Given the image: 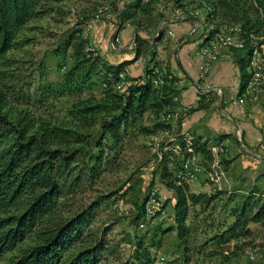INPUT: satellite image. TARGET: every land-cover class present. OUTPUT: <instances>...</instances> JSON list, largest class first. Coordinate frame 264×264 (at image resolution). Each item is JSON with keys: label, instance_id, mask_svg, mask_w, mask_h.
<instances>
[{"label": "trees", "instance_id": "trees-1", "mask_svg": "<svg viewBox=\"0 0 264 264\" xmlns=\"http://www.w3.org/2000/svg\"><path fill=\"white\" fill-rule=\"evenodd\" d=\"M61 1L0 0V261L6 254L20 251L19 256L9 264H109L115 258L120 259L118 247L122 243L113 241L115 244H112L107 231L94 234L91 230L95 203L66 217L61 211L67 208L78 191L93 187L109 166L117 162L125 140L136 138L138 132L152 133L149 128L138 126L146 113L152 111L160 117L168 108H174V99L178 97L171 86L173 77L168 80L171 76L165 74L158 78L159 85L155 86L158 74H154V68L157 65H147L143 75H127L124 78L128 84L125 83L127 86L124 95L120 96L122 98L117 99L118 115L97 122L89 118L95 108L81 102L77 110L69 111L73 119L56 117L55 103L67 92L46 81L43 66L37 68L38 78L33 81L21 77L20 73H15V68L10 67L13 62L8 59V54L19 44L27 25L44 15L47 3ZM174 3L180 10L192 6L198 10V16L203 10L208 30L201 46L223 41L224 31L240 25L239 39L244 44L241 48L232 47L240 50L239 56H235V63L241 70L243 93L253 75L250 71L252 56L264 45V0H174ZM146 8L142 0H126L120 13L122 23L147 12ZM231 29L235 30L230 28L229 31ZM161 36L162 32L155 42H159ZM135 43L137 48L133 59L110 63L98 56L93 57L85 77L89 79L99 67V78L104 85L119 84L123 80L121 75H125L126 69L138 61L148 42L137 35ZM70 46V43L67 44V48ZM83 46L80 45L76 52L78 59ZM89 54L93 55L90 51ZM91 58L85 62H90ZM80 68H74L68 76L75 77ZM14 104L27 108H15ZM31 109H35L36 113ZM187 111L192 112L193 109ZM78 117L83 119L79 124ZM162 118L166 119L165 115ZM183 119L184 116H178L177 124L180 125ZM172 127V124L160 121L154 128L166 132ZM179 136V140H183ZM199 140L194 139L195 144L193 141L194 153H207V142L202 144ZM173 144L169 142L168 145ZM169 147L166 152L161 150V180L175 197L173 230H176L178 240L187 253L190 206L204 202L209 204L212 198L190 193L189 184L183 181L187 175L185 179V175L183 179L178 176L183 168L169 166L173 155ZM241 201L235 222L217 236L222 245L248 238L251 235L248 225L264 222V193L253 188L242 196ZM166 207L167 204L163 205L161 212ZM144 217L143 208L137 219L139 221ZM124 238L133 250L121 264H156L146 236L127 234ZM29 240H32L29 247L21 250ZM116 261L120 264L119 260Z\"/></svg>", "mask_w": 264, "mask_h": 264}, {"label": "rangeland", "instance_id": "rangeland-1", "mask_svg": "<svg viewBox=\"0 0 264 264\" xmlns=\"http://www.w3.org/2000/svg\"><path fill=\"white\" fill-rule=\"evenodd\" d=\"M125 1L63 0L58 3L48 2L44 8V15L27 25L18 41L19 44L8 54V59L13 62L10 67L15 68V73H20L21 77H25L31 82L35 77L38 78L37 68L43 66L46 81L54 85L56 89L67 92L64 98L55 103L54 114L56 117L73 119L69 111L77 110L78 104L80 105L81 102L95 108L94 113L89 118L92 117L97 122L119 114V107L116 104L118 103L117 99L122 98L120 96L124 95L127 85L119 83L117 85L110 84L107 87L99 78L101 77V74H99L101 68L95 69L89 79L85 77L86 70L90 68L93 57L96 56L104 62L116 63L122 58V54H135L137 48L135 43L136 34L149 38L145 40L148 45L144 46V52L136 65L146 68L147 65L153 66L156 64L157 67H160L159 70H164L166 74H169L167 73L169 72L168 65L160 58H156L158 52L151 48L149 40L155 43V39L160 36L161 32L162 34L166 33L165 18H168L171 14L177 15L176 10L179 8L173 0H161L160 3V0H142V4L147 7V12H141L135 19L122 23L120 13L122 12L121 8L123 10ZM127 1L133 2L135 0ZM163 5H165L166 10L168 9L167 15L162 13ZM184 10H181V12ZM185 11L193 20L190 32L196 38H204L208 30L205 26L204 12L200 13L199 17L196 14L198 10H194L192 7ZM239 26H232L229 29ZM194 30L196 31L193 32ZM122 32H124V38ZM167 33L170 38L177 40L175 32L169 31ZM170 33L174 36H171ZM226 35L224 32L223 37L225 38H220L243 43L239 37L234 38L233 34ZM191 38V36L183 37L177 42L178 44H186L190 42ZM69 43L71 46L67 48ZM82 44H84V49L78 59L76 52L79 51V46ZM167 44L168 41L161 44V47L165 49ZM155 50L159 49L156 48ZM221 50L222 55L225 53L232 54L233 61L226 60V62L234 68L232 65L235 64V56L239 54L240 50H235L230 46L225 48L224 45ZM89 51L93 55L89 54ZM89 58H91V61L85 62ZM220 60L225 59L221 57L217 62ZM82 64L83 67H81ZM78 66L81 68L75 72V77L68 76ZM18 68L22 69L17 70ZM127 71L129 72L128 68L126 74L121 75V79L122 76L125 78L129 74ZM33 72H35V75L32 77ZM209 74L199 83H205ZM170 76L168 80L172 78V75ZM203 92L206 93L205 95L218 94V90L213 86H203ZM177 99L178 101L174 99V108H168L170 113L166 112L168 114L165 115V118L169 119L167 124L173 126L172 130L164 132L154 128L158 122H165L163 118L161 119L163 113L160 114V117L152 111L146 113L138 126L149 128L152 133L145 134L136 131V133L138 132L136 138L125 140L117 162L109 166L107 172L101 176L93 187H84L78 191L70 199L67 208L61 211L63 216L66 217L69 214L88 208L93 203L96 204L91 226L92 232L97 234L107 231L108 240L112 244L122 243L118 247L120 259L115 258L109 264H117L116 260H119L121 264L131 254L133 247L127 244L124 238L127 234L133 237L136 235L146 236V241L151 246L156 264H264V222L250 223L248 228L251 235L242 239V241L235 239L227 245H222L217 240V236L221 235L235 222L244 194L235 195V197H233L234 194H222L216 190L220 186L212 182L210 177L209 180L217 188H211L210 193L201 194L211 197L210 203L204 202L190 206V214L187 219V226L190 229L189 251L187 253L178 240V234L175 229L173 230V226H175V197L172 191L162 182V169L159 166L160 155L163 159V153L160 154V145L163 143L162 150L166 152L169 142H176L170 138L172 137L170 134H173L174 131L176 133L177 126L175 125H177V122L175 125L174 123L177 117L182 116L181 114L185 111V109L182 110L180 105L179 95ZM14 107L27 108L18 104H14ZM31 110L36 113L35 109ZM172 114L174 115L173 119H171ZM78 118L77 123L79 124L83 119ZM94 129L97 131L98 127H94ZM166 138L168 139L163 141ZM240 142L244 148L242 140ZM169 148L174 149L172 146ZM227 153L228 150L220 156H225ZM196 155L189 164L183 161L182 158H176L175 163H169L170 168L172 165L175 168L178 166L183 168V171L178 174L181 179H183L186 172H191L196 176L195 180L189 182L183 180L187 184L200 181ZM211 164L212 162L210 165H205L202 168V173H208ZM220 182H222V179ZM189 191L191 194H200L192 192V189H189ZM153 202L155 204L159 203L161 206L167 204V207L163 212L160 211L153 216L151 215V209L156 208ZM143 208L146 217L138 221L137 218L143 212ZM31 241L25 242L21 250L28 248ZM19 254V250L6 254L0 264H9Z\"/></svg>", "mask_w": 264, "mask_h": 264}, {"label": "crops", "instance_id": "crops-1", "mask_svg": "<svg viewBox=\"0 0 264 264\" xmlns=\"http://www.w3.org/2000/svg\"><path fill=\"white\" fill-rule=\"evenodd\" d=\"M163 6L165 7V5ZM191 7L188 6L185 10ZM185 10L181 12L180 9H177L176 11L180 14H171L168 18H165L166 33L162 34L159 42L153 43L152 40H149V42H151V48L158 52L156 58H160L169 67L167 73L172 75L174 79L172 89H174L175 94L180 96L179 101L182 110L193 109L192 112L186 110L181 114L186 122L185 131L177 132V138H172L176 141L172 147L177 146L179 135L182 136L183 134L192 135L195 141L200 139L199 141L202 144L207 142V153L198 152L196 156H203V160L207 159L205 164L202 163V168L212 162L210 170L208 173H202L199 182L190 183L189 189H192L194 193H210L211 188H217L212 183L213 175L217 171L222 176V182L214 183L220 186L216 190L222 194H234L233 197L241 194L247 195L253 188H258L264 193V101L255 102L250 97H246V90L243 93L241 92V70L236 63L231 64L234 67L232 68L226 60L217 62L213 66L207 81L199 83L198 61L195 54L203 46L201 44L205 37L196 38L190 32L193 20ZM200 13L202 14L203 10H200ZM169 31L175 32L177 40L189 36L192 38L186 44H178L177 40L169 37L167 33ZM123 34L124 32H122ZM140 37L147 39L142 35ZM167 41L168 44L164 49L161 44ZM156 48L159 50H155ZM134 57V53L122 54V58L116 63L131 60ZM199 68H202L200 58ZM128 69V75L134 77L143 75L145 70L141 65H136V62ZM250 71H252V68H250ZM202 85L204 87H215L218 94L205 95ZM175 101H178V99H175ZM237 101H240L241 105L246 108L247 117L245 120L239 118L240 108L236 103ZM166 112L170 113V110L167 109ZM166 112L161 115V118L163 115L168 114ZM171 116V119H173L174 115ZM176 122L177 119L174 125ZM220 137L221 142L218 144L219 141L217 140ZM240 140H242L244 148ZM214 148L217 150V154L213 153ZM210 149L212 153L209 152ZM227 150L228 153L225 156H220V154L226 153ZM215 162L219 166H215ZM189 173L192 177L186 178L185 181L187 182L196 179L194 174Z\"/></svg>", "mask_w": 264, "mask_h": 264}, {"label": "bare ground", "instance_id": "bare-ground-1", "mask_svg": "<svg viewBox=\"0 0 264 264\" xmlns=\"http://www.w3.org/2000/svg\"><path fill=\"white\" fill-rule=\"evenodd\" d=\"M167 10L166 8L164 7L163 8V12L162 13H165L166 14ZM230 31H234V29H231ZM230 46V47H239L241 48L242 47V43H236V42H233L231 40H223V41H220V42H213L207 46H202L200 49H209V56L211 57V59H213L214 62H217L221 57L225 60H228V61H233V58H232V54H224L222 55V50H221V47L222 46ZM230 49V48H229ZM226 51V50H225ZM199 58L202 62V68H205V71H210L211 67L213 66V64H208V60L206 59V52H199ZM258 58H264V49H263V46L261 48V50H257L254 52V55H253V60H252V71H253V75H252V78H251V81L246 89V97H250L253 101H255V98H254V93H255V89H256V86H257V89H261V92H263L264 90V68H263V74H262V78H259V72H260V64H258ZM128 73V71H127ZM158 76L156 78V81H155V86H158L159 85V79L160 77L164 76L166 74V72L163 70H159V72H157ZM164 120H168L167 118L164 119ZM181 138L183 140H188L186 141V148L187 149H191V154H187V156H191L190 158H187V164H189L191 162V160L194 158V147H193V141H194V138L192 135L190 134H183L181 136ZM167 146V145H166ZM174 147V146H173ZM166 150H167V147H166ZM165 150V151H166ZM173 150V155L171 156V163H173L174 159L178 158V157H183V150H180V145L176 146ZM213 153H216V149L214 148L213 149ZM214 155V154H213ZM217 158V157H216ZM162 159V157H161ZM215 166H219L216 162L214 163ZM192 177V175L190 173L187 174V178H190ZM222 179V176L221 174H218L217 171L214 173L213 175V182L215 183H218L220 182V180ZM155 204V202H153ZM158 205H160L159 203L158 204H155V206L157 207Z\"/></svg>", "mask_w": 264, "mask_h": 264}, {"label": "built area", "instance_id": "built-area-1", "mask_svg": "<svg viewBox=\"0 0 264 264\" xmlns=\"http://www.w3.org/2000/svg\"><path fill=\"white\" fill-rule=\"evenodd\" d=\"M176 13L177 14H180V12H177V11H176ZM196 27H197V25H196ZM195 31L196 30H194L193 32H195ZM224 32H225V34H233L234 35V38L240 37L241 27H235V30L234 31H224ZM170 35L171 36H174V34H172V33H170ZM209 49H211V48H209ZM209 49H198L196 51V54H195L196 59L198 61V77H199V80H201V81L204 78H206V76L209 74L210 71H205V68H199V52H206V59L208 60V64H214L215 63L213 61V59H211V57L209 56ZM263 49H264V45H263ZM258 64H260L259 78H262L263 68H264V58H258ZM159 69H160V67H155L154 68V74H157V72H159ZM120 83H126L124 81V76H123V81L120 82ZM254 98H255V102L264 101V92H261V89H257V86H256V89H255ZM236 103L238 104V106L240 108L239 118L242 119V120H245L246 117H247L246 108L241 105L240 101H237ZM186 110L187 109H185V111ZM164 123H168V120L165 121ZM176 126H177L176 133H174L175 132L174 131L173 134H170V135H172V137H170V138H177V132H179V131H185L184 128L186 126V122L183 120L180 125L177 124ZM167 139L168 138L164 139L163 141H165ZM178 141L180 142V150H183V157H182V159H183V161H186L187 162V154H191V149H187L186 148V141H188V140H178ZM162 149H163V143L160 145V154L162 152L161 151ZM160 159H161V155H160ZM196 159H197V162H198V169L197 170H198V174H200V180H201L202 163L203 162H206V160H203V156H196ZM171 168H175V167L172 165ZM196 182H199V181H196ZM162 207L163 206L158 205L156 208L151 209V215H153V216L157 215V213L162 210ZM242 239H245V238H241L238 241H242Z\"/></svg>", "mask_w": 264, "mask_h": 264}]
</instances>
